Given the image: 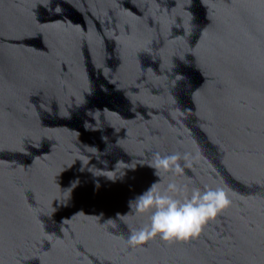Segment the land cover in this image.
<instances>
[{"label":"water","instance_id":"1","mask_svg":"<svg viewBox=\"0 0 264 264\" xmlns=\"http://www.w3.org/2000/svg\"><path fill=\"white\" fill-rule=\"evenodd\" d=\"M158 152L233 203L133 249ZM0 264H264V0H0Z\"/></svg>","mask_w":264,"mask_h":264},{"label":"clouds","instance_id":"2","mask_svg":"<svg viewBox=\"0 0 264 264\" xmlns=\"http://www.w3.org/2000/svg\"><path fill=\"white\" fill-rule=\"evenodd\" d=\"M190 156L188 152L156 153L150 166L159 179L129 201L128 213L117 214L125 221L132 214L147 216V222L131 229L127 237L126 243L133 249L144 247L157 238L169 244L191 242L232 206L230 190L220 184L188 188L172 179L166 187H160L165 175H184L180 161L184 160L186 167ZM107 222L111 223V219Z\"/></svg>","mask_w":264,"mask_h":264}]
</instances>
